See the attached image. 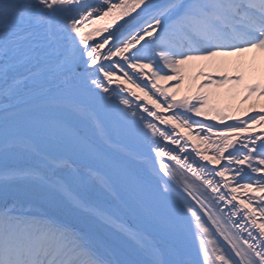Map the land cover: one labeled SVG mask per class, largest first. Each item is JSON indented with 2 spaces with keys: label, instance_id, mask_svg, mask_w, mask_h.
Segmentation results:
<instances>
[{
  "label": "snow or ice",
  "instance_id": "1",
  "mask_svg": "<svg viewBox=\"0 0 264 264\" xmlns=\"http://www.w3.org/2000/svg\"><path fill=\"white\" fill-rule=\"evenodd\" d=\"M262 54L264 0H0V193L51 188L143 257L6 204L0 264H264Z\"/></svg>",
  "mask_w": 264,
  "mask_h": 264
},
{
  "label": "bare ground",
  "instance_id": "2",
  "mask_svg": "<svg viewBox=\"0 0 264 264\" xmlns=\"http://www.w3.org/2000/svg\"><path fill=\"white\" fill-rule=\"evenodd\" d=\"M96 39H99L98 37ZM264 55V54H262ZM245 58L251 57L252 53L244 54ZM227 59L230 61H235L236 57L229 58H218ZM194 69L198 68L204 71H211L214 62L208 61H197L193 62ZM215 73V72H214ZM216 74V73H215ZM115 87V85H113ZM194 90V89H193ZM142 95V94H141ZM131 99V97H129ZM150 107V105H149ZM199 117H196L198 119ZM160 128H164V125H160L156 122ZM213 123H217L213 121ZM178 131L185 133V129H178ZM195 131V130H194ZM260 128L254 129V132L259 135ZM249 133H244L241 135H248ZM171 146V145H170ZM209 167H218L209 165ZM219 179V178H217ZM7 195L0 193V207L7 205L16 204L19 208L25 209V211L35 212L36 214H42L43 217L55 218L65 224L72 225L73 227H82L83 225H88L89 231H97L102 234V236L110 241L111 243L120 247V249L133 258L142 259L143 257L138 256L133 250L131 245L124 239V237L107 226L100 225L94 219L87 217L84 213L77 209L72 208L70 203L65 200L63 195L52 190L48 187H42L35 184H18L10 185L7 190ZM96 197L104 198L99 194H93Z\"/></svg>",
  "mask_w": 264,
  "mask_h": 264
},
{
  "label": "rangeland",
  "instance_id": "3",
  "mask_svg": "<svg viewBox=\"0 0 264 264\" xmlns=\"http://www.w3.org/2000/svg\"><path fill=\"white\" fill-rule=\"evenodd\" d=\"M146 40H148V39H146ZM170 84H171V82H162V85L165 86V87L169 86ZM221 91H223V90H221ZM222 102H227L226 98H222ZM193 118H195V117H193ZM200 118L201 119H205L204 117H200ZM250 195H254V194H250Z\"/></svg>",
  "mask_w": 264,
  "mask_h": 264
}]
</instances>
